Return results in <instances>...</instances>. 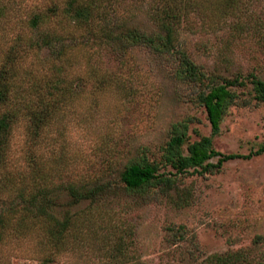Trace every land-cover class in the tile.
Returning <instances> with one entry per match:
<instances>
[{
    "label": "rangeland",
    "instance_id": "1",
    "mask_svg": "<svg viewBox=\"0 0 264 264\" xmlns=\"http://www.w3.org/2000/svg\"><path fill=\"white\" fill-rule=\"evenodd\" d=\"M83 5L96 13L77 18L71 10ZM0 8V67L11 56L3 71L11 95L0 102L10 120L0 264H264L255 239L264 236V152L205 173L173 174L163 161L177 129L186 127L184 151L211 134L197 96L223 78L244 84L231 88L238 97L213 147L247 154L264 143V102L248 79L264 80V0H0ZM162 8L178 22L160 50ZM184 58L203 75L185 77ZM145 161L158 162L172 186L127 188L123 169ZM171 226H183V237Z\"/></svg>",
    "mask_w": 264,
    "mask_h": 264
},
{
    "label": "trees",
    "instance_id": "2",
    "mask_svg": "<svg viewBox=\"0 0 264 264\" xmlns=\"http://www.w3.org/2000/svg\"><path fill=\"white\" fill-rule=\"evenodd\" d=\"M165 8V7H164ZM160 10L159 23L165 34L161 37L162 42L157 44V48L160 50L169 49L172 42L175 40L174 36V23L178 22V15L171 9L167 8ZM74 15L81 19L94 15L92 9L87 5L75 6L72 8ZM3 9L0 8V16L3 14ZM2 12V13H1ZM30 22L33 26H36L39 22V15L34 14L30 18ZM134 42H153L151 36H144L136 32H132L128 36ZM156 45V44H155ZM10 50V49H9ZM9 52V51H8ZM10 54H7L2 61V67H0V102H5L11 95V82L8 81L4 75L5 70L8 69L10 64ZM183 64L185 65V77L189 79H195L203 75L199 72L196 65L187 58H184ZM251 83L252 97L264 102V80L258 78L254 74L248 76ZM244 84V80L238 77L223 78L222 82L217 84H210L198 92V101L203 105L206 111V117L211 126V134L208 136H202L197 140L188 142L183 150L185 143L186 127L177 129L167 142L165 153L163 154V161L174 170L173 174L183 173L192 169L199 173H205L220 169L224 162L235 158H251L254 155H258L264 152V143L260 145L255 151H250L247 154L240 153H223L216 150L212 144V136L217 134L220 130V122L222 120L225 110L236 101L238 95L231 88L234 86H240ZM10 120L7 114H3L0 117V156L5 148L6 134L8 133ZM216 158L215 162L212 161ZM121 180L124 185L129 189H139L150 183L157 184L160 188H168L173 184V179L164 172H159L158 162H133L128 164L121 173ZM71 192L75 197H85L88 193L79 192L77 189L71 187ZM68 225L67 220H63L58 224L57 233H62ZM183 226H179L177 230L171 226L170 229H175L179 237H183ZM257 240L264 242V236H256Z\"/></svg>",
    "mask_w": 264,
    "mask_h": 264
}]
</instances>
